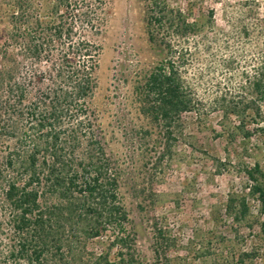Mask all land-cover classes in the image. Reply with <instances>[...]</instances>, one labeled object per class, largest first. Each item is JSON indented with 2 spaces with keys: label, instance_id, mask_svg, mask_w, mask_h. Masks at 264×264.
Instances as JSON below:
<instances>
[{
  "label": "rangeland",
  "instance_id": "obj_1",
  "mask_svg": "<svg viewBox=\"0 0 264 264\" xmlns=\"http://www.w3.org/2000/svg\"><path fill=\"white\" fill-rule=\"evenodd\" d=\"M22 1L0 0V45L11 39L7 10L13 6L20 13L16 3ZM97 1L103 24L94 39L101 52L89 105L120 173L135 264H264V212L246 174L258 163L254 175L264 187V118L247 122L248 137L230 138L228 131L238 124L234 116L224 120L212 111L197 124L194 114H183L181 134L165 151L166 142L139 111L135 95L147 73L171 57L205 105L225 91L253 98L249 83L264 73V0ZM163 6L201 29L167 36L171 52L149 40L150 34L160 39L161 23L150 18ZM19 63L17 79L25 83L34 69L42 74L47 67ZM7 216L0 208V264H11L4 260ZM106 245L104 239L85 241L95 256Z\"/></svg>",
  "mask_w": 264,
  "mask_h": 264
},
{
  "label": "trees",
  "instance_id": "obj_2",
  "mask_svg": "<svg viewBox=\"0 0 264 264\" xmlns=\"http://www.w3.org/2000/svg\"><path fill=\"white\" fill-rule=\"evenodd\" d=\"M38 1L40 11L37 0L17 2L20 13L9 7L11 39L0 45V208L8 212L10 233L4 260L135 264L119 195L120 173L106 154L89 105L101 52L94 39L103 24L101 3ZM150 20L161 24L160 39L150 34L149 40L170 52L166 38L201 31L165 6ZM22 60L35 66L43 62L46 70L40 74L34 69L29 81L21 82L17 73ZM249 87L253 98L225 91L205 105L170 57L147 73L135 95L139 111L158 128L167 151L169 142L181 134L183 114H194L197 124L212 111L224 120L234 116L238 124L228 136L248 137L247 122L264 118V73H256ZM259 172L255 163L246 174L252 182L250 194L264 212V187L254 175ZM244 208L242 202L241 211ZM96 239L107 243L97 256L85 246V241Z\"/></svg>",
  "mask_w": 264,
  "mask_h": 264
}]
</instances>
